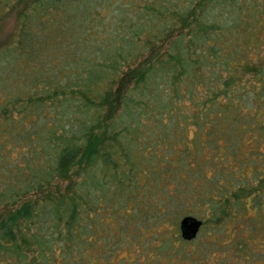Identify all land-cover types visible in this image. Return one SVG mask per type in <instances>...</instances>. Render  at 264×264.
I'll use <instances>...</instances> for the list:
<instances>
[{
	"label": "trees",
	"instance_id": "1",
	"mask_svg": "<svg viewBox=\"0 0 264 264\" xmlns=\"http://www.w3.org/2000/svg\"><path fill=\"white\" fill-rule=\"evenodd\" d=\"M202 1L130 0L124 70L87 80L95 62L81 52L90 37L76 34L67 8L0 0V18L15 14L0 49L20 53L0 76V264H264V10L248 8L216 50L206 41L192 50L200 36L188 27L190 39L155 61L143 53L149 32L150 41L167 37L169 17L181 10L183 21ZM138 23L145 40L133 36ZM42 58L51 66L42 90L61 131L84 109L81 136L51 155L42 133L23 130L36 94L32 65ZM136 85L149 116L162 108L171 121L152 148L147 133L115 130ZM183 215L200 220L192 237L180 235Z\"/></svg>",
	"mask_w": 264,
	"mask_h": 264
},
{
	"label": "rangeland",
	"instance_id": "2",
	"mask_svg": "<svg viewBox=\"0 0 264 264\" xmlns=\"http://www.w3.org/2000/svg\"><path fill=\"white\" fill-rule=\"evenodd\" d=\"M59 1L60 0L56 3L57 0H50V3L54 4L56 7L59 6L60 8H67L64 14L69 16V21H71L73 27L76 28V34L93 39L89 40L90 38H88L89 43H82V49L86 52V54L81 52V59L90 55L89 60L95 62L93 63L94 65L90 66L86 70L85 78L90 80L96 76L102 77L104 73L107 72L109 74H118L121 70H124V53H127V51L123 48H126L127 43L133 38L122 35L120 28H122L124 21L127 23V19L130 20L131 18L130 11L127 9L130 0ZM182 1L183 4L180 3L179 5L182 7L189 6L188 8H191L193 3L197 0ZM176 8V10L183 9L179 6ZM248 8L264 10V0H203L201 6L197 7L193 14L188 15L185 20L182 21L179 18V15L182 14L181 10L179 11L181 14H173L169 17V29H166L170 32L167 37L161 39L159 38L156 41H150L153 40V38L149 32V36L147 37L149 40L146 39L148 40L146 43L150 44H146L148 48L145 49L143 53H145V57L150 62L155 61L159 54L165 52L163 50L168 44L181 43L182 45L186 39H190V29H188V27H192L194 29L192 31L196 34L195 37L198 35L200 36L198 41H189V43H192V50L195 49V51H199L200 48H203V43L205 41L213 48V50H216L217 47L215 43H221L216 40V38L223 34L224 39L221 41L225 43L230 38V33H232L240 24L243 13ZM200 21L201 25L199 26L198 22ZM138 25H140V30H134V28H132V33L134 34L133 36L136 37L137 35L139 39L146 38V30L141 26V23H138ZM135 26H137V24H135ZM153 28L156 30V26H153ZM163 28L164 26L160 28L157 27L159 31L166 33ZM14 29L15 14L12 11L4 12L0 18V44H7V42L12 39ZM159 35L163 37L162 34ZM153 43L162 44L156 49V51L155 49H151ZM86 44H88L87 47ZM207 48L210 49L209 47ZM180 54L181 53H179V55ZM215 54L213 53L212 56H210L211 60H214ZM179 55H176L175 58L179 61V63H184L182 65L185 66V57H179ZM19 59L20 53L17 49H0V76L4 75V72L10 74L13 64L17 63ZM107 64L108 69L104 67V65ZM32 66L35 71L33 78L35 79L34 86L36 87V94L35 100L33 101L32 115L30 116V120H26L24 122L23 130H29L30 134L36 131L42 133L44 145L48 147L50 155L52 150L55 152V149H58L61 145L63 146V143L68 144V148L65 151H69L72 143H75V140L81 136L78 133L79 131L77 130V126L80 127V120L84 109L80 108L79 111L76 110L73 118L74 121L65 125V131H61L58 124H62V122L56 121L58 116H56L53 111V99L47 97L44 94V90H42L45 84L42 77H45V73L50 72L51 66L45 62L43 58ZM141 66L143 69L146 64ZM139 86L143 87V83L139 82ZM153 86L154 85H152V88ZM160 86H163V88L168 87L167 84H162V82ZM131 89L132 92H128L123 97L125 103L122 104L118 120L114 122V125L116 126L115 130L124 131L125 133L128 132L126 135H124V132L122 133L128 138L130 131L131 134L135 132H142L144 134L147 133L144 145H146L147 148H152L158 144V142L163 141V137L168 136L171 121L167 118L166 111L162 108L153 109L154 114L149 116V111L139 103V90L137 89V85L136 89L134 86H132ZM165 89L166 88H164V92ZM155 92H159L156 86L151 90L150 95H154ZM160 93H163V90ZM3 106L4 105L0 100V108L3 109ZM122 142L123 144H127V146L131 145L130 143L128 144L126 140H123ZM50 148L52 149L50 150Z\"/></svg>",
	"mask_w": 264,
	"mask_h": 264
},
{
	"label": "water",
	"instance_id": "3",
	"mask_svg": "<svg viewBox=\"0 0 264 264\" xmlns=\"http://www.w3.org/2000/svg\"><path fill=\"white\" fill-rule=\"evenodd\" d=\"M200 224V220L191 215H183L180 217L178 221V227L180 235L184 238H189L194 235L198 226Z\"/></svg>",
	"mask_w": 264,
	"mask_h": 264
}]
</instances>
